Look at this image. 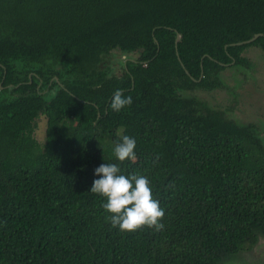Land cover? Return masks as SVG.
I'll return each mask as SVG.
<instances>
[{"label": "trees", "instance_id": "obj_1", "mask_svg": "<svg viewBox=\"0 0 264 264\" xmlns=\"http://www.w3.org/2000/svg\"><path fill=\"white\" fill-rule=\"evenodd\" d=\"M263 58L264 0H0V264H243L264 241V117L197 90L232 69L261 102ZM124 134L135 160L112 151ZM105 160L148 176L163 227L111 224L89 190Z\"/></svg>", "mask_w": 264, "mask_h": 264}, {"label": "clouds", "instance_id": "obj_2", "mask_svg": "<svg viewBox=\"0 0 264 264\" xmlns=\"http://www.w3.org/2000/svg\"><path fill=\"white\" fill-rule=\"evenodd\" d=\"M132 100L131 95H124L121 89H116L109 106L119 111ZM135 146L136 138L124 134L114 143L112 151L118 160H135ZM105 161L94 168L96 175L89 190L106 197L101 205L111 213V224L122 230H134L143 224L163 227L159 218L163 216L164 208L153 196L148 176L139 171L124 173L118 163Z\"/></svg>", "mask_w": 264, "mask_h": 264}, {"label": "rangeland", "instance_id": "obj_3", "mask_svg": "<svg viewBox=\"0 0 264 264\" xmlns=\"http://www.w3.org/2000/svg\"><path fill=\"white\" fill-rule=\"evenodd\" d=\"M250 58L259 57L258 50L251 51ZM264 61V58H263ZM262 65V64H261ZM263 66V65H262ZM259 74V84L257 87L264 85V66L257 71ZM241 74L235 76V72L232 69L225 71L226 86L217 88L216 91L208 92L203 90H197V94L204 100L211 103L214 107L221 109H230L227 111V115L231 118H236L244 122H253L257 117H264V97L262 101L256 94V90L252 87L253 80L251 77L246 76V80L241 82L238 87L235 86L236 78H239ZM252 80V81H251ZM246 84V85H245ZM244 85V86H243ZM237 97H235L236 91ZM261 89V88H260ZM264 92V90H262ZM264 95V94H263ZM45 135V121L41 122V125L37 129V136L43 138ZM243 264H259L264 257V241L254 247L251 251L243 252L242 255Z\"/></svg>", "mask_w": 264, "mask_h": 264}, {"label": "water", "instance_id": "obj_4", "mask_svg": "<svg viewBox=\"0 0 264 264\" xmlns=\"http://www.w3.org/2000/svg\"><path fill=\"white\" fill-rule=\"evenodd\" d=\"M260 35H262V33H256L253 37H251L250 39H247L246 41H252Z\"/></svg>", "mask_w": 264, "mask_h": 264}]
</instances>
